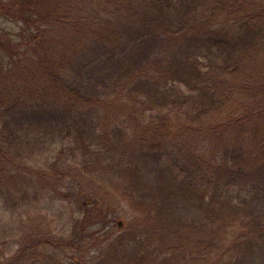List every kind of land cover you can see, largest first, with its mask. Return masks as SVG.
<instances>
[{"label": "trees", "instance_id": "16d2710c", "mask_svg": "<svg viewBox=\"0 0 264 264\" xmlns=\"http://www.w3.org/2000/svg\"><path fill=\"white\" fill-rule=\"evenodd\" d=\"M0 15L21 25L16 46L0 30L4 208L66 196L73 176L140 213L83 264H264V0H0ZM109 106L124 116L83 145L82 180L29 164L31 127L65 141ZM15 233L0 264H66L79 243Z\"/></svg>", "mask_w": 264, "mask_h": 264}, {"label": "rangeland", "instance_id": "374dc122", "mask_svg": "<svg viewBox=\"0 0 264 264\" xmlns=\"http://www.w3.org/2000/svg\"><path fill=\"white\" fill-rule=\"evenodd\" d=\"M0 30L1 34L6 33L8 35L12 46L20 44L18 36L21 25L18 21L6 15H0ZM5 37L7 36L4 35ZM109 108L111 109L101 110L103 114L99 117L88 118L87 115L83 116L82 118L87 119L84 122H79V118H77L78 128L87 122L89 130H81L82 136L74 129L68 130L70 135L65 141L60 138L65 130L51 128L55 123H51V127H49L45 125L47 122L45 120L44 126L40 124V127H36V125L31 127V135L24 134L23 137L31 140L36 138L37 141H40V147L36 148V152L35 150L32 151L34 159L28 160L29 164L34 167L45 168L58 161L61 166L73 169V172L82 180L85 177V166L92 164L95 160L94 155L89 154V151L85 152L83 145L93 143L94 138L98 137L97 135L101 132L111 133L107 129L119 125V116H124L122 109L114 106H109ZM106 116H110L108 118L111 122L109 125L105 123L104 118ZM24 124L29 125L28 120H25ZM110 138L112 141L115 139ZM117 161L121 163L118 155ZM62 191L66 196L48 197L37 208H29V210L21 208L17 213L10 207L4 208L1 201L0 238L5 237L12 243L14 241L13 232H16L15 237L17 234L23 236L31 227L41 229L50 235H70L74 231L79 238V243L74 254L63 258V261L66 264H83L84 261L92 260L99 250L108 244L107 237H116L125 232L134 224V220L140 217V213L134 212L130 205L124 202L117 201V203L105 205L93 204L94 202L89 198L88 192L81 187L80 181L73 176L68 177L64 182ZM20 211L23 212V216L20 215Z\"/></svg>", "mask_w": 264, "mask_h": 264}]
</instances>
